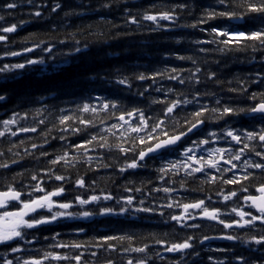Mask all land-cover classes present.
<instances>
[{"label":"snow or ice","instance_id":"6c2138e0","mask_svg":"<svg viewBox=\"0 0 264 264\" xmlns=\"http://www.w3.org/2000/svg\"><path fill=\"white\" fill-rule=\"evenodd\" d=\"M27 2L35 8L30 13L35 17L49 8L48 0ZM122 2L97 0L98 7L92 8L89 0L88 10L111 11ZM17 7L16 0L0 5L3 10ZM85 7L84 0H51L50 13L59 10L65 17L82 16L77 9ZM195 7L201 8L196 21L181 23V16L193 15ZM119 10L122 24L104 18L120 29L110 39L132 37L142 30L150 39L151 34L173 33L178 28H199L205 38L192 40L188 48L160 50L143 69L125 60L82 79L74 76L61 87L47 90L54 94L51 100L44 93L39 97L26 91L19 94L18 108L0 118V144L9 145L7 152L0 151V158L9 153L19 157L13 148L38 139L31 143L36 152L27 147L24 152L44 167L31 171L27 180L24 172H15L8 180V170L20 161L0 159V170L6 173L0 183V264H118V260L119 264H155L166 259L170 264H264V0L150 2L136 11L124 2ZM4 19L0 15V21ZM212 20L220 22L202 27ZM17 27L0 25V33H14ZM60 27L50 26L51 38L32 40L22 51L5 43L0 61L24 59L0 63V102L9 99L4 93L11 84L20 83L18 77L30 75L29 69L42 76L65 73L68 58L74 61L88 54L86 38L81 40L71 32H66L67 39L58 38L54 34ZM8 39L0 34V42ZM131 50L129 46L125 52ZM236 53H245V60L258 62L261 70L244 77H221V63L226 65ZM172 60L190 66L169 65ZM84 82L114 94L93 95L83 90ZM78 88L82 89L79 93ZM224 92L234 95L225 97ZM62 93L79 98L70 101L72 107L56 104ZM53 131L59 135H51ZM74 136L80 139L72 140ZM52 140L59 141V152L48 151ZM221 142L225 146H215ZM172 155L175 159L168 158ZM82 165H87L84 175L79 171ZM72 169L76 170L74 178ZM102 169L106 174L110 169L125 182L116 185L113 180L111 186H101L95 178L86 179L87 172ZM140 177L144 179L137 186L133 178ZM189 178L212 187L207 193L201 187V195L189 199L197 192L186 186ZM225 186L233 187L226 190ZM74 207L77 212L69 211ZM95 216L132 222L155 216L172 231L144 236L120 229L80 239L85 229L79 227L69 239L58 231L44 235V246L35 247L42 226ZM205 221L222 225L220 234H206L204 229L213 225ZM213 240L232 243L211 247ZM170 253L179 257H168ZM202 253L209 255L205 258Z\"/></svg>","mask_w":264,"mask_h":264},{"label":"trees","instance_id":"16d2710c","mask_svg":"<svg viewBox=\"0 0 264 264\" xmlns=\"http://www.w3.org/2000/svg\"><path fill=\"white\" fill-rule=\"evenodd\" d=\"M7 2V0H0V5ZM18 3V7L12 10H3L0 9V15H4V21H0V25L11 26L12 24H16L17 31L14 33H0L6 35L9 39L7 42H0V55H3L5 50V43H7L8 47L12 50L22 51V48L27 43V46H31V41L35 39H49L53 35L49 33L47 30L51 26L52 28L60 27V31L56 32L54 35L61 39H67L66 32L76 33L77 38L83 40L87 39L89 41L90 47L88 49V54L85 56H79L74 61L69 59V63L66 65L68 67V71L61 74H51L49 73L47 76H42L36 69H29L30 75L24 77H18L20 80L19 84H11L4 94L9 97L6 102H0V118H6L12 110L18 108L20 101L17 99L20 93L29 92L37 97L41 93H44L51 100L53 97V93H49L47 90L51 88H58L63 85L65 81L71 79L72 77L84 78L88 75H91L94 71H101L104 69L111 68L115 64H123L125 60L128 62L140 66L141 69L143 67L148 66V62L153 60L154 57L158 56L159 51L165 48L172 49H180L188 48L191 45V41L196 38H205V34L197 29L192 28H178L173 33H154L151 34L149 39V34L146 32H142L136 34L135 36L121 39H110V35L114 34L120 29L113 28L110 24L104 22V18L106 17L108 20L113 21L117 24H122L123 21L120 19L121 9L124 6V2L127 3L129 7H132L133 11H136V8L143 4L147 6L150 2L156 4L163 3H174L179 2V0H123V2L114 6L111 11H90L88 10L89 0H84L86 5L85 8L77 9V11L83 12L82 16H70L65 17L63 11H59L57 13H50L51 0H48L49 8H45L42 11L41 17H35L30 15V13L35 11V8L30 5L27 0H16ZM39 3V0H36ZM67 3H79L80 0H66ZM191 2V0H189ZM201 3L205 2V0H200ZM90 7L95 8L98 7L97 0H91ZM10 13V14H7ZM201 15V8L195 7L193 10V15H188L185 12L181 16V23H194L196 19ZM219 20L209 21L208 24L202 25V27L207 28L210 24L219 23ZM89 25L91 27L89 28ZM180 40L181 44H176L175 41ZM106 41V42H105ZM137 44L144 45L145 48L142 50H137L135 46ZM83 46V45H82ZM132 46V50L130 52H125V49ZM152 49L151 53L147 52L148 48ZM67 51V49H64ZM141 51L145 54L141 55ZM28 56H32L33 54L28 53L25 54ZM259 56V54H257ZM24 56L20 57H7L4 61H0V63L8 62H22ZM61 64H64V60L62 58H58ZM52 61L49 59L48 63ZM185 64L182 61L172 60L169 62V65H180ZM185 66H190L185 64ZM160 67H165V65H160ZM215 67V65H213ZM261 70L260 64L257 62L255 64H250L245 60V53H236L231 56L226 65L224 62L221 63L219 68V75L221 77H226L227 79H232L233 77L239 76L244 77L249 75V73L256 72ZM2 83V81H0ZM85 83V88L83 90L91 91L93 95L103 92L104 95H113L114 93L109 91H103L99 86L88 85ZM164 84H168L170 82L164 81ZM77 93L82 91V89H76ZM225 97L232 96L234 94L224 92L222 93ZM78 95L73 96L66 93L61 94V99L55 101L56 104H60L62 106L72 107L73 104L70 101H76L78 99ZM129 99H132L131 97ZM127 102V101H126ZM235 103V102H234ZM51 120V117H49ZM49 127H52V124L49 123ZM29 136L33 134H28ZM51 135H59L58 131H53ZM15 139V138H14ZM80 139V137H72V140ZM32 142H39L38 139L28 140L25 145L20 146L18 149L13 148L12 151L20 152L19 157H13L11 153H9L6 157L0 159H7L9 162L11 159H18L20 162L16 165H12V167L7 172L8 180H11L12 175L15 172H24V178L27 180V177L31 171L34 169H38L44 167L43 164L37 162L34 156H28L24 152V148L27 147L30 152H36L37 150L31 149ZM216 147L225 146L222 142L215 145ZM9 145L0 144V151L7 152V148ZM49 152L56 150L60 151V143L59 141L52 140L50 144L46 146ZM174 155L169 159H174ZM87 165L80 166V174H85V169ZM27 170V171H25ZM73 178L75 177L76 170L72 169ZM4 170H0V183H3V178L5 176ZM95 178L98 185H109L111 186V182L114 180L116 185L123 184L125 181L123 178L116 177L112 175L111 170H107V174L105 170H101L99 173L96 172H87L86 179ZM19 180L20 178L17 177ZM137 186L140 185V180L144 179V177L133 178ZM58 183V182H54ZM189 188H196L197 192L189 195V199L192 198L193 195H201L199 189L202 187L204 193H207L209 189L212 187L210 185L204 184L200 185L199 180L195 182L191 181L189 178V183L186 185ZM217 184L215 187H219ZM71 188V185H68ZM233 186H225L230 188ZM69 198H71V193H69ZM215 198V197H214ZM60 199V198H56ZM69 211L73 213L77 212V208H72ZM61 220L58 223H54L48 226H42L39 231L40 243L36 244L35 247L37 249L42 248L46 243L43 240L44 235H51L54 231H58L64 234V239H69L75 235V230L79 227H83L85 229V233L82 237H78L80 239H90L92 237L101 235V234H112L114 232H118L120 229H124L125 231H132L137 234H143L147 236L150 232L152 233H163V232H171L172 228L169 225L162 224L160 222L159 217L155 216H144L141 219H138L134 222L125 221L123 217H109V216H95L92 219H67ZM72 220V221H71ZM206 224L213 225L212 227H208L204 229V232L210 236L219 235V229L222 228V225H215V222H207ZM242 234V233H241ZM151 242V241H149ZM232 242L223 241V240H213L210 242L211 247H226ZM208 242H206V245ZM241 250V246L237 243V251ZM168 257L176 256L179 257V254H166ZM209 253H202V256L206 258ZM211 255H217L223 257L222 253H211ZM247 255V252H245ZM256 255H259L257 253ZM119 264V260H118ZM155 264H170L169 260L160 261L156 260ZM174 264V262H172ZM205 264L207 262L205 261Z\"/></svg>","mask_w":264,"mask_h":264},{"label":"water","instance_id":"95a60500","mask_svg":"<svg viewBox=\"0 0 264 264\" xmlns=\"http://www.w3.org/2000/svg\"><path fill=\"white\" fill-rule=\"evenodd\" d=\"M38 211H41V210H38Z\"/></svg>","mask_w":264,"mask_h":264}]
</instances>
